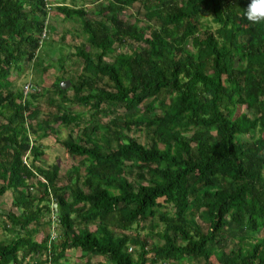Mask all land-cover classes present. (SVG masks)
<instances>
[{"label":"trees","instance_id":"obj_1","mask_svg":"<svg viewBox=\"0 0 264 264\" xmlns=\"http://www.w3.org/2000/svg\"><path fill=\"white\" fill-rule=\"evenodd\" d=\"M78 1L55 10L86 37L79 72L25 94L10 79L23 63L67 72L40 58L50 3L0 0V198L13 190L17 208L4 216L0 264H64L70 251L78 264H264V22L243 15L250 0H88L92 11ZM131 8L144 19L121 17ZM47 94L58 113L41 119ZM59 123L80 129L62 144L87 165L65 180L38 165L37 141ZM45 212L59 234L40 243Z\"/></svg>","mask_w":264,"mask_h":264},{"label":"rangeland","instance_id":"obj_2","mask_svg":"<svg viewBox=\"0 0 264 264\" xmlns=\"http://www.w3.org/2000/svg\"><path fill=\"white\" fill-rule=\"evenodd\" d=\"M59 0H49L50 3V10L48 11V24H51L54 26L55 31L50 32V36L47 38V40L44 42V48L42 49L40 55V58H46L44 57L45 54L48 55L49 60L53 57L55 60L59 62L65 63L67 72L65 74L57 73L55 69H51L46 74H36L39 72V69H35L33 63H23V70L18 72H12V75L10 76V79L14 83V89H19L21 91L25 92L26 85H35L37 86L36 82H39V80H42L44 87H49L50 85L55 82L57 77L63 76L64 79H70L73 76H76V73L79 72L80 67L75 65V62H80L78 58L75 56L76 49L78 47H84V49L89 50V46L86 43V37L82 35H74L73 32L79 31L78 23H76L74 20H64L63 16L58 15V11L55 10V8L58 6ZM88 0H79L78 4L85 6L89 11H92L95 6H92L88 3ZM136 9L131 8L129 12L123 14L121 17H123L128 23H135L138 21L143 20V16L135 13ZM215 27V25H213ZM136 44L131 43L128 44L124 49L125 52L130 51L131 49L135 48ZM48 59V58H46ZM67 59V60H66ZM46 61L45 64L48 62ZM56 67V65H55ZM36 72V73H35ZM41 78V79H40ZM68 81V80H66ZM41 87V88H44ZM71 87V85L68 87V89ZM39 88V86L37 87ZM34 92V91H30ZM30 92H27L29 94ZM42 94V93H41ZM73 91L69 92L70 98L73 96ZM50 96L56 97L55 95H45L38 99L37 106L38 109L41 112V119H43L45 116H47L50 113L57 114L58 110L55 106H52L50 103ZM137 103H134L133 101L130 102L127 105L121 106L118 109L120 111V114H126L131 115L136 110ZM145 106L142 104V107ZM242 111L245 110L244 107L241 109ZM75 113H82L83 117V124L81 127L90 125V114L88 112L87 108L83 107H76L74 108ZM111 117H105L102 119H99V123L101 120V123H106ZM135 133V127L133 128ZM51 135L48 138L38 140V144L41 145V148L44 151V155L41 158L39 166H44L46 168H50L51 166H58L59 167V173L61 180H65L66 173L68 170L73 168L80 169L81 172H85L87 170V165L81 162V159L75 156L70 155L66 149L65 146L62 144L64 140H66L71 133L78 134L80 132V129H78L76 126H70L66 127L63 123H59L57 125L52 126L51 128ZM101 134V133H100ZM98 134V136L100 135ZM137 135L144 136L143 132H137ZM31 157H28L27 162L30 165L31 164ZM36 183V179L31 180L29 183ZM15 201V192L13 190H9L3 197L0 198V241L5 240L7 238H10V233L5 229V218L8 214V212L14 210L17 211V208L14 206ZM44 204V203H43ZM53 206H56L54 201H52ZM59 223L56 220L55 213H44L42 222L39 226H36L38 229L36 240H38L40 243L43 241V239L48 235V233L51 234L53 237L54 235L57 236L59 234L58 230ZM34 227V226H33ZM148 231L142 232V234H146ZM262 232L258 234V236H261ZM80 253L76 251H70L68 253L67 259L64 260V264H78L80 263ZM97 263H103L106 264L105 260L103 258H98ZM187 264V262H185ZM190 264H195L194 261Z\"/></svg>","mask_w":264,"mask_h":264},{"label":"clouds","instance_id":"obj_3","mask_svg":"<svg viewBox=\"0 0 264 264\" xmlns=\"http://www.w3.org/2000/svg\"><path fill=\"white\" fill-rule=\"evenodd\" d=\"M243 15L251 22H264V0H250Z\"/></svg>","mask_w":264,"mask_h":264},{"label":"built area","instance_id":"obj_4","mask_svg":"<svg viewBox=\"0 0 264 264\" xmlns=\"http://www.w3.org/2000/svg\"><path fill=\"white\" fill-rule=\"evenodd\" d=\"M43 37L45 38L46 37V35L44 34L43 35ZM32 90H35V88H34V86L33 85H26V87H25V92L27 93V92H30V91H32ZM54 238L56 237L55 235L53 236Z\"/></svg>","mask_w":264,"mask_h":264},{"label":"water","instance_id":"obj_5","mask_svg":"<svg viewBox=\"0 0 264 264\" xmlns=\"http://www.w3.org/2000/svg\"><path fill=\"white\" fill-rule=\"evenodd\" d=\"M70 85H71V83L69 81L61 82V88L62 89H67Z\"/></svg>","mask_w":264,"mask_h":264}]
</instances>
